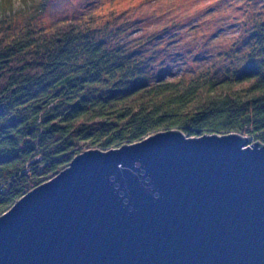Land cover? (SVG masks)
<instances>
[{"label":"trees","instance_id":"16d2710c","mask_svg":"<svg viewBox=\"0 0 264 264\" xmlns=\"http://www.w3.org/2000/svg\"><path fill=\"white\" fill-rule=\"evenodd\" d=\"M7 13L0 8V217L88 150L169 131L264 145V20L231 68L171 79V70L152 75L140 52L154 37L121 45L93 14L40 28Z\"/></svg>","mask_w":264,"mask_h":264},{"label":"water","instance_id":"95a60500","mask_svg":"<svg viewBox=\"0 0 264 264\" xmlns=\"http://www.w3.org/2000/svg\"><path fill=\"white\" fill-rule=\"evenodd\" d=\"M155 134L88 150L0 217V264H264V145Z\"/></svg>","mask_w":264,"mask_h":264},{"label":"rangeland","instance_id":"374dc122","mask_svg":"<svg viewBox=\"0 0 264 264\" xmlns=\"http://www.w3.org/2000/svg\"><path fill=\"white\" fill-rule=\"evenodd\" d=\"M31 3L40 7L41 0H0V8L10 12L6 16L13 25L31 18L36 26L51 28L93 14L100 26L119 35L121 45L154 37L140 52L153 59L149 64L152 75L171 70V79L205 69L231 68L237 50L252 35L255 21L264 20V0H46L39 10L33 5L28 9ZM124 24L129 30L124 31ZM248 139L253 146L254 141Z\"/></svg>","mask_w":264,"mask_h":264}]
</instances>
